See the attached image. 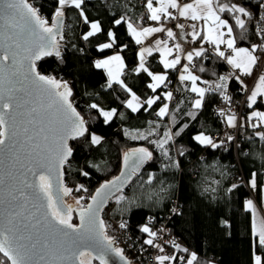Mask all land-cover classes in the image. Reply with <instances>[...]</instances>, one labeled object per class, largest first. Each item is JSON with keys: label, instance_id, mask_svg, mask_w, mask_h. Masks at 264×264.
<instances>
[{"label": "trees", "instance_id": "trees-1", "mask_svg": "<svg viewBox=\"0 0 264 264\" xmlns=\"http://www.w3.org/2000/svg\"><path fill=\"white\" fill-rule=\"evenodd\" d=\"M221 3L259 10V3L253 0H221ZM31 5L45 19L51 17L58 7L57 0H33ZM145 10V0H84L81 9L66 7L69 42L65 53L62 58L51 56L38 62L43 74L62 81L69 79L73 104L84 116L89 132L102 137L98 145L91 144L87 135L70 142L74 152L70 166L64 167L65 186L73 190L74 196L83 197L87 203L103 181L119 173L125 151L147 148L152 158L129 186L113 197L115 200L121 195L126 198L119 204L116 201L113 217H127L128 229L141 237H144L142 228L148 224L149 216L157 222L168 220L171 230L187 241L190 252L196 253L194 264H209L210 261L217 264H254L255 255H262L264 259V250L256 245L252 213L246 207V202L252 193L260 203L264 185V140L257 133L264 132V126L254 129L251 126L253 122L243 124L236 148L232 142L212 148L194 139L198 133L215 137L224 129L223 121L213 110L222 90L208 88L204 81L215 86L220 83L221 76L229 77L226 63L218 56H208L205 52L200 57H194L196 66L192 69L193 74L201 77L204 87L209 89L203 98V107H193L198 95L191 91V82L180 81V92L170 106L168 115L158 116L160 107L165 103V89L161 85L153 91L148 87L152 82L151 77L143 71H136L140 44L135 42L127 27V22L143 26L140 17ZM81 11L83 16L80 15ZM220 14L231 23L236 45H259L256 19L250 28L245 26L242 30L236 24L235 15L228 12ZM117 19H121L122 23L116 24ZM92 22H98L101 31L85 40ZM110 32L115 34L116 43L112 48L101 51L100 45L111 42ZM115 51L123 56L126 67L121 79L128 88L143 102L150 97H160L151 107L144 104L139 111L133 112L127 107L131 94L118 83L107 86V72L96 68L95 63ZM259 52L260 47L256 53L259 55ZM145 64L152 72L165 69L157 52L148 56ZM200 68L204 71H200ZM227 82L235 98L240 99V83L230 78ZM93 103L105 111L115 109L116 115L109 123H104L98 111L89 107ZM256 106L264 108V102L258 100ZM248 110L249 107L244 115L247 116ZM190 113L194 114V118ZM169 131L172 140L165 145V156L153 141H160ZM138 134L147 135L148 138H132ZM201 154L205 155L204 158L199 157ZM176 162H179L178 168L174 166ZM235 170L242 171L244 180L233 182L231 173ZM82 172L89 175L84 176ZM252 173H256V190L249 186ZM234 184L238 186L232 188ZM80 185L87 191H76ZM176 200L177 211L173 212ZM103 221L111 237L112 229L105 219ZM3 260L0 254V261ZM94 262L100 264L97 260Z\"/></svg>", "mask_w": 264, "mask_h": 264}, {"label": "snow or ice", "instance_id": "snow-or-ice-1", "mask_svg": "<svg viewBox=\"0 0 264 264\" xmlns=\"http://www.w3.org/2000/svg\"><path fill=\"white\" fill-rule=\"evenodd\" d=\"M57 3L58 7L50 24L49 20L42 18L39 10L27 0H0V20L3 21V24H0V29H3L0 32V153H6L13 159H18L21 153H25L31 158L27 172L34 178L30 181L25 176L20 181L23 188L8 192L10 203L16 201H22V203L18 204L17 210L10 214L7 225L0 227V254L4 258L0 264H92L93 260H99L100 264H109L107 259L109 252L124 260L125 264H129L124 257L123 249L113 246L114 240L107 234V227L100 218L99 212L110 195H113L114 191L120 192L131 176L152 158V153L147 148L126 152L123 156V164L128 171L121 172L120 176L102 184L91 196V203L86 206L81 203L83 197L74 198L76 207L64 200V197L70 196L73 191L63 184L64 167L69 165L74 152L69 141L79 140L87 135L91 144L98 145L102 137L89 132L84 116L73 104V92L68 82L45 75L38 68V62L45 57L62 58L60 41L64 39V9L69 6L81 9L84 0H57ZM156 3L159 6H154V0H147L146 7L150 20L159 22L163 18L184 17L192 21H204L206 34L203 37L196 31L195 24L191 26L193 40L202 38L205 42L215 45L217 55L225 58L233 68L247 76L253 74L260 59L255 55L260 45H252L251 49L237 48L235 39L225 40V33L222 31L227 28L229 37L233 31L228 21L220 16V13L224 12L235 15L236 24L242 30L245 29V20L241 16L251 18V13L244 7L221 3V0H193L183 5L179 3V0H156ZM260 7H264V3ZM170 9H175L177 15H174ZM80 15L83 16V11ZM84 20L87 22L86 16ZM260 21H264V16L260 17ZM115 23L121 24L122 20L117 19ZM127 27L137 44H143L147 37L159 32L166 31L168 38L173 41L177 37L176 32L170 28L166 30L163 25L138 29L133 23L127 22ZM176 27L183 30L185 25L180 23ZM257 27L264 38V26H261L258 21ZM100 31V24L92 22L91 31L84 36V39L87 40ZM108 35L111 42L100 45L101 51L112 48L116 43L115 34L110 32ZM221 44L231 49L233 55L226 56L225 52L220 50ZM154 50L160 52L161 63L165 69H176L181 64V55L177 54L173 59L169 57L174 51L182 53L183 48L180 43L169 47L167 41L157 40L155 49L145 47L140 50L139 66L136 71L147 73L153 81L148 87L156 91L164 84L168 76L155 74L145 66V56L152 55ZM203 54L204 49L201 48L188 52L184 59L190 64L194 57H200ZM95 67L106 70L108 87L118 83L131 94L127 107L133 112L139 111L144 104L151 107L160 98L159 96L150 97L141 103L140 98L120 79L126 65L119 54L96 61ZM200 71L204 69L200 68ZM229 78L221 76L220 83L215 85V89L222 90V93L226 92V82ZM235 79L240 80L239 76ZM179 80L191 81V91L199 96L193 102V107L202 108L203 98L209 89L198 87L197 81L200 77L192 74L188 65H183ZM204 83L208 82L204 81ZM240 83L243 84V81ZM19 93L24 95L20 96ZM166 98L170 101L172 93L167 92ZM224 98L228 101L231 99L227 95ZM258 98H264V74L258 76V81L248 97V107L256 105ZM89 107L98 111V114L104 118V123H109L116 115L115 109L105 111L95 103ZM168 113V105L165 104L157 115L163 117ZM190 115L194 118V114L190 113ZM221 115L224 113L221 112ZM236 119L234 114L228 115V125L236 127ZM249 119L254 121L251 125L254 129L264 126V111L252 112ZM176 134L178 135L179 132ZM257 135L264 140V132H259ZM132 138L147 139L148 137L138 134ZM233 138V135H228L229 141ZM194 139L199 144L212 148L223 145V141L218 144L211 136L204 133L196 135ZM170 140H172L171 131L166 132L163 139L153 143L167 156L165 145ZM174 166L178 168L179 162H176ZM82 175L88 176L89 173L82 172ZM151 179L150 177L149 182ZM3 183L4 179L0 177V185ZM237 186L234 184L232 188ZM249 186L254 190L258 188L256 173L251 174ZM81 190L87 191L83 185L76 189V191ZM261 192L264 195V188H261ZM125 199L123 195L116 197L118 204ZM246 205L254 217L253 231L256 245L264 250V217L257 215L256 205L251 199L247 200ZM73 212L78 213V224L73 222ZM120 227L126 228L127 225L121 223ZM142 231L151 237L156 236V233L147 225L143 226ZM146 243L153 245L154 241L148 239ZM175 247L179 248L178 245ZM94 250L96 255L93 254ZM160 250L163 251L162 248ZM182 251L187 252V249ZM157 260L159 264H164L169 260L176 262L177 258L165 255L158 256ZM196 260V253H191L186 264H194ZM254 264H264L261 255L254 256Z\"/></svg>", "mask_w": 264, "mask_h": 264}, {"label": "built area", "instance_id": "built-area-1", "mask_svg": "<svg viewBox=\"0 0 264 264\" xmlns=\"http://www.w3.org/2000/svg\"><path fill=\"white\" fill-rule=\"evenodd\" d=\"M30 4L33 2V0H27ZM264 3V0H262L261 4ZM55 13V12H54ZM54 13L51 17L47 18L49 20V23H52ZM174 15H177V11H174ZM264 16V7H259L257 17H256V30L259 38V45H260V54H259V62L256 66V68L253 71V74L251 76L244 75L240 70L235 69L232 67V65L227 63V60L225 58L219 57L216 53L215 45L205 42L202 39H196L193 40L191 33H189L186 37V39H182L180 35L178 34V27H176L177 24L183 23L186 26L191 27L193 24L196 25V31H201V20L198 21H192L190 19H185L184 17H178L177 19H169V18H163L161 21H152L150 20L149 13L147 10L143 12V14L140 17V23L141 25H163L165 29H172L174 32L177 33L176 40H170L167 36L166 31L165 32H159V37L163 41H167L169 45H173L175 43H180L183 52L177 53L174 52L172 56H170L171 59L175 57V55L179 54L181 55L182 59L181 62L187 61L184 59L186 56V52L189 49H204V52L208 54V56L215 55L218 56L221 60H223L226 63L227 68V74L230 77V79H235L236 76H239L240 81H243V84L241 85V92L242 97L240 99L235 98L234 91L229 87V82H227V89L226 92H221L220 100L217 102L214 107V113L215 115L223 121L224 123V129L222 132L218 133L215 137H212L214 142L221 143L223 141V145L227 144L228 142H232L233 145L237 146L238 141L241 139L240 130L242 128V118L244 116V113L248 107V97L251 93V89L256 82L258 76L260 74H264V38H262L261 34L259 33V29L257 27V22L259 21L261 26H264V21H260V17ZM68 27V22L66 21L64 23V39L60 41L61 47V57L65 53L67 44L69 42V38L66 34V29ZM192 29V27H191ZM193 31V29H192ZM220 50L224 51L226 56L231 55V49H228L225 44L220 45ZM187 65L190 69H193L196 66V62L193 59V61L189 64L187 61ZM183 72V69L181 65H178L176 69H172V71H169L166 73L168 76V79L162 84V86L165 89V93L171 92L172 93V99L169 101L166 98H164L165 103L168 105V110L170 109V106L175 102L179 92H180V80L179 76ZM64 81H67L68 84H70L69 79H66ZM208 88L215 89V86L212 84H206ZM227 95L231 97L230 101L225 100L224 96ZM221 112L224 113V115H221ZM234 114L236 116V127H231L227 123V116ZM233 135V139L231 141L228 140V135ZM204 154H201L199 157L204 158ZM231 179L234 183H237L240 180H244V175L241 170H235L231 173ZM251 198L255 200L254 194L251 193ZM178 201L176 200L173 206V212H176ZM116 206V200L111 198L104 209L102 210V217L103 220L105 219L108 224L110 225L112 229V238L114 240V247L123 249V254L126 257V259L129 260L130 264H159L157 257L158 256H174L177 258V261H165L164 264H186V261L188 259L189 255V245L187 241L182 238L181 236L177 235L171 230V227L169 225V221L166 220L165 222L162 221H155V219L152 216H149L147 218L148 224H146L153 232L156 233L155 237H151L148 233L143 232L144 237L135 235L130 229H128V226L126 228H121V223H126L128 218H122L117 219L113 217V211ZM170 217L168 216V219ZM148 239H153L154 243L153 245H149L146 243ZM156 245H159V247H156ZM176 245L179 246V248L175 247ZM163 249L161 251L160 249ZM182 249H187V252L182 251ZM183 258V259H181Z\"/></svg>", "mask_w": 264, "mask_h": 264}, {"label": "water", "instance_id": "water-1", "mask_svg": "<svg viewBox=\"0 0 264 264\" xmlns=\"http://www.w3.org/2000/svg\"><path fill=\"white\" fill-rule=\"evenodd\" d=\"M28 2V1H27ZM29 3V2H28ZM30 4V3H29ZM243 16H241L242 18ZM243 19V18H242ZM66 20V14L64 17V23ZM245 20V19H244ZM0 24H3V21L0 20ZM245 24H246V20H245ZM240 28V27H239ZM3 29H0V32H2ZM64 32V31H63ZM18 95L23 96V93H19ZM71 141H69L70 143ZM138 149V148H135ZM132 149H129L127 151L124 152V154L126 152H129ZM123 154V156H124ZM30 157H28L25 153H21L19 155L18 159H13V158H9V156L6 153H0V177H2L4 179V183L2 185H0V227H4L7 225L8 220L10 218V214L14 211L17 210V205L22 203V201H16V202H12L10 203V198L8 197V192L10 190H15L17 188H23V184L20 183V181L25 178V176H27V178L31 181L32 179H34L30 173L27 172V169L29 167V161H30ZM147 162H145L140 169L131 176V179L123 186L122 190H125L129 184L131 183L132 179L136 176V174L141 170V168L146 164ZM124 171H128L127 169L124 168V164H123V157H122V163H121V168L119 173L114 176L111 179H107L105 181H103L97 188L96 190L105 182L107 181H111L113 179H115L116 177L121 175V172ZM63 184L65 185L64 182V174H63ZM96 190L93 192L92 195L95 194ZM25 191H30V189H25ZM120 191V192H121ZM120 192H115L113 195H110V197L106 200V202L102 205V210L104 209V207L106 206L107 202L115 197L118 193ZM67 197H64V200L67 202ZM68 203V202H67ZM91 203V197L88 200L87 204ZM69 204V203H68ZM86 204V205H87ZM85 205V206H86ZM102 210L99 212V216L101 219H103L102 217ZM75 214L77 215V224L79 223V218H78V213L75 212ZM116 247V246H115ZM93 254L96 255L97 253L95 252V250L93 251ZM125 257V256H124ZM126 258V257H125ZM107 259L109 261V264H125L124 260H121L118 256H116L114 253H107ZM128 262L129 260L126 259ZM99 261V260H97ZM130 264V263H129Z\"/></svg>", "mask_w": 264, "mask_h": 264}, {"label": "crops", "instance_id": "crops-1", "mask_svg": "<svg viewBox=\"0 0 264 264\" xmlns=\"http://www.w3.org/2000/svg\"><path fill=\"white\" fill-rule=\"evenodd\" d=\"M253 1H257V3H259V5H258V8H259V6H260V4H261V1L262 0H253ZM191 2H193V0H179V3L181 4V5H183V4H185V3H191ZM146 3H147V0H145V9L147 10V7H146ZM154 6H159L158 5V3H156V0H154ZM241 7H244V8H248V7H245V6H241ZM248 10H250V11H252L253 12V9H251L250 7L248 8ZM170 11H172L173 13H174V11H176L175 9H170ZM254 11H258V9L257 10H254ZM239 15V14H238ZM220 16H221V14H220ZM222 18H224V17H222ZM226 19V18H225ZM135 26V25H134ZM161 25H143V26H136V27H160ZM140 29V28H139ZM190 32H192V29H191V27H189V26H186L183 30H181V29H178V34L180 35V37L182 38V39H184ZM200 34H201V37H203V35H205L206 34V30H205V28H204V21H202L201 20V31H200ZM225 37V36H224ZM202 39V38H201ZM157 40H161V38L159 37V33H155V34H153L152 36H149V37H147L145 40H144V43L143 44H140V47H139V52H140V50L142 49V48H145V47H152L153 49H155V42L157 41ZM203 40V39H202ZM174 45V44H173ZM173 45H169L168 44V46L169 47H172ZM161 47H163V45H161ZM194 50H198V49H189L187 52H186V54L188 53V52H191V51H194ZM154 52H157V51H153V53ZM158 54H159V58H160V52H157ZM174 53V52H173ZM116 54H119V55H121L122 56V54H121V52H119V51H115V52H112L111 54H109V55H106V56H104V57H101V58H99L97 61H99V60H104V59H106V58H108V57H110V56H113V55H116ZM139 55V54H138ZM258 55V54H257ZM149 55H146L145 56V61H146V59H147V57H148ZM259 56V55H258ZM123 57V56H122ZM169 59H171L170 57H169ZM160 61H161V58H160ZM181 67H182V69H183V65H187V61H184V62H181ZM138 66H139V64H138ZM145 66H146V64H145ZM147 67V66H146ZM190 69V68H189ZM165 71H166V73H167V70L168 69H164ZM191 70V72H192V69H190ZM106 71V70H105ZM192 74H193V72H192ZM120 79H121V77H120ZM153 82V81H152ZM186 82H188V81H186ZM191 82V81H190ZM253 88V87H252ZM251 91H252V89H251ZM131 98V96L129 97V99ZM128 99V100H129ZM127 100V101H128ZM258 100H261V101H263L264 102V100L262 99V98H259ZM140 101H141V103H143V100L142 99H140ZM164 106V104L160 107V108H162ZM260 108V107H259ZM160 110V109H159ZM247 121H250L251 123L252 122H254V121H252V120H250L246 115H244L243 116V118H242V123L243 124H247ZM214 182H216V180H214ZM214 188V187H213ZM262 188H264V185H263V187ZM253 202H254V204L256 205V212H257V215L259 216V217H264V195H262V192H261V196H260V203H258L257 201H256V199L254 200L253 198H250ZM249 200V199H248ZM246 207H247V205H246ZM252 213V212H251ZM252 222L254 223V217H253V214H252ZM254 232V231H253ZM191 253H193V252H190V250H189V255H188V259H189V257H190V254Z\"/></svg>", "mask_w": 264, "mask_h": 264}, {"label": "rangeland", "instance_id": "rangeland-1", "mask_svg": "<svg viewBox=\"0 0 264 264\" xmlns=\"http://www.w3.org/2000/svg\"><path fill=\"white\" fill-rule=\"evenodd\" d=\"M249 13H251V18H249V17H245V16H243L242 18L243 19H245L246 20V25L245 26H247V27H251L252 26V24L254 23V19H256L255 17H256V13H257V11H250V10H248V8H245ZM64 11H65V9H64ZM66 14V13H65ZM221 18H222V16H221ZM222 19H225V18H222ZM227 20V19H226ZM67 21V15H66V20H65V22ZM228 21V20H227ZM68 22V21H67ZM228 23H229V25L232 27V25H231V23L228 21ZM136 27V26H135ZM138 29L140 28H143V27H137ZM205 28V27H204ZM232 29H233V27H232ZM205 30H206V28H205ZM222 31L225 33V37H224V39L225 40H227V39H229V38H234L235 39V46L237 47V48H249V49H251V47H249V46H240V45H236V38H235V35H234V30L232 31V34H231V37H229V35L227 34V28H224V29H222ZM191 33V32H190ZM187 37V36H186ZM186 37L184 38V39H186ZM254 45H256V44H254ZM175 52V51H174ZM232 52V51H231ZM231 55H233V53H231ZM255 55L256 56H258L257 55V53L255 52ZM259 57V56H258ZM160 58L162 59V57H161V55H160ZM153 73H155V74H166V71L165 70H162V71H157V72H153ZM194 75H196V76H198L197 74H194ZM198 77H200V76H198ZM257 81H258V78H257V80H256V82L254 83V85H253V88H252V90L254 89V86H255V84L257 83ZM152 83V82H151ZM197 85H198V87H202V88H205L204 87V85L202 84V79H201V77H200V80H198L197 81ZM251 94V93H250ZM166 95V94H165ZM198 95V94H197ZM199 98V96H197V98L196 99H198ZM131 99V98H130ZM129 99V100H130ZM259 99V98H258ZM263 100H264V98H262ZM166 103H164V105H165ZM254 111H264V108H259L258 106H256V105H253L252 107H249V110L247 111V117L249 118V117H251V114H252V112H254ZM198 134H200V133H198ZM197 134V135H198ZM205 134V133H204ZM205 135H208V134H205ZM99 136V135H98ZM208 136H210V135H208ZM74 198L75 199H79L78 197H76V196H74L73 195V193H71V195L70 196H68L67 197V202L69 203V204H72L73 205V207H76V205H75V202H74ZM81 203L83 204V205H86L87 203H86V201L83 199V200H81ZM76 218V219H75ZM77 221H78V219H77V215L75 214V212H73V222L74 223H77ZM257 255H259V254H257ZM261 257H262V255H261ZM190 258V257H189ZM92 264H95V262H94V260L92 261ZM209 264H217L215 261H210V263Z\"/></svg>", "mask_w": 264, "mask_h": 264}]
</instances>
